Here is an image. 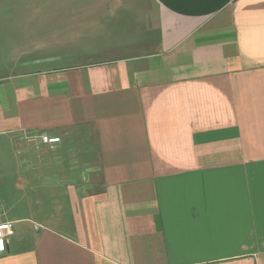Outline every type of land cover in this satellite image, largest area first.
<instances>
[{"label": "crops", "instance_id": "1", "mask_svg": "<svg viewBox=\"0 0 264 264\" xmlns=\"http://www.w3.org/2000/svg\"><path fill=\"white\" fill-rule=\"evenodd\" d=\"M140 2L105 19L123 38L0 76L29 185L0 264H264V0Z\"/></svg>", "mask_w": 264, "mask_h": 264}, {"label": "rangeland", "instance_id": "2", "mask_svg": "<svg viewBox=\"0 0 264 264\" xmlns=\"http://www.w3.org/2000/svg\"><path fill=\"white\" fill-rule=\"evenodd\" d=\"M144 4L140 0H0V76L14 62L53 57L64 63L86 54L89 42L123 38L124 28L115 37L103 35L110 33L105 19L115 24L111 21L123 15L151 14ZM18 159L8 151L0 153V196L10 215L16 214L13 202L29 194V185L24 187L18 174Z\"/></svg>", "mask_w": 264, "mask_h": 264}, {"label": "built area", "instance_id": "3", "mask_svg": "<svg viewBox=\"0 0 264 264\" xmlns=\"http://www.w3.org/2000/svg\"><path fill=\"white\" fill-rule=\"evenodd\" d=\"M40 140L45 145H55L59 143L58 138H49L45 135L40 137ZM5 215V207L0 196V217ZM14 233L13 223L12 222H0V255H3L6 252L5 241L8 237L12 236Z\"/></svg>", "mask_w": 264, "mask_h": 264}]
</instances>
